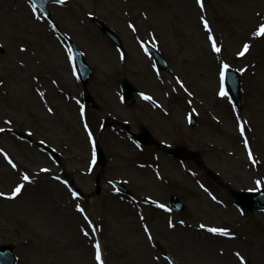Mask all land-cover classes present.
Returning a JSON list of instances; mask_svg holds the SVG:
<instances>
[{"label": "rangeland", "instance_id": "374dc122", "mask_svg": "<svg viewBox=\"0 0 264 264\" xmlns=\"http://www.w3.org/2000/svg\"><path fill=\"white\" fill-rule=\"evenodd\" d=\"M51 9L60 29L37 21L35 15L41 14L33 13L28 0H0V128L9 129L0 135V192L10 193L25 171L32 177L15 199L0 197V246L16 243L15 264H97L93 239L101 243L105 264H170L155 248L157 242L178 264H241L237 251L245 262L264 264V211H240L230 193L264 186V36H252L264 23V0L205 3L203 14L222 45L219 59L199 22L202 10L196 0H65ZM89 13L121 36L127 52L123 60ZM65 35L93 69L88 87L96 107L84 101ZM146 42L161 50L171 73L158 71L144 50ZM244 43L251 47L241 57L237 53ZM221 59L232 69L247 68L239 71L241 110L230 95L217 93L221 87L227 91L218 76ZM123 77L152 96L154 104L137 96L135 105L127 106ZM177 77L192 96L180 88ZM241 121L246 122L243 135ZM142 127L162 142L161 149L134 140L129 132ZM93 139L105 154L103 164L92 163ZM177 145L191 149L193 159L171 158L166 151ZM47 147L56 151L54 156ZM110 179L125 183L132 194L117 193ZM52 182L64 188V201L55 197ZM96 182L100 195H95ZM70 188L80 193L79 199L71 197ZM171 195L185 203L183 211L157 206L170 208ZM75 204L96 226L88 238L81 229L89 226ZM201 223L228 227L235 238L208 233L199 228Z\"/></svg>", "mask_w": 264, "mask_h": 264}, {"label": "snow or ice", "instance_id": "6c2138e0", "mask_svg": "<svg viewBox=\"0 0 264 264\" xmlns=\"http://www.w3.org/2000/svg\"><path fill=\"white\" fill-rule=\"evenodd\" d=\"M56 3L60 4V5H64L65 4V0H56ZM31 4H32V11L33 13H36V4H35V0H31ZM196 4L199 6V8L202 10L201 15L199 17L200 22L202 24L203 29L208 33L207 35V39L210 42V49L211 52L215 54V56L219 59L222 55V45L219 43V41L217 40L216 36L213 34V28L209 22V20L205 17V15L203 14V9L205 7V0H196ZM89 15H91V13H89ZM145 18H147V14L145 13ZM35 19L37 21L40 20H47L46 16H42V15H35ZM129 28H131V30L133 32L137 31V26L131 22H129ZM53 28L56 27L55 24L52 25ZM253 36L256 37H262L264 36V23L259 24L258 28L253 31L252 33ZM251 45L249 43H244L242 46V50L239 51L237 53V55L243 57L246 53L249 52ZM21 51H27V49H25L23 46H21L20 48ZM125 58V54L123 52L120 53V59L123 60ZM21 65H23V62H21ZM230 64L227 63L224 60H220V63L218 65V76L221 82H223L226 78V75L228 73V71L230 70ZM237 71L240 72H244L247 71V68H241V69H237ZM177 82L180 86V88L188 94V96H192L193 93L190 92L188 90V88L184 85V82L181 81L178 77H177ZM53 83H55V81H53ZM0 84H3V81L0 80ZM36 91L39 93V95L41 97H44L45 93L43 91H41L40 89H36ZM218 95L220 97H227L229 95V93L223 88L221 87L220 90L218 91ZM141 96L143 97V99L145 100H153V97L150 95H146L144 93H141ZM46 103V101H45ZM189 104L192 103L191 100L188 101ZM159 107H162V105H157ZM81 114H83L84 112V108L83 106H81ZM47 111L49 113L53 112V109L51 107H49L47 109ZM193 111H195V109H193ZM239 119V116H238ZM189 122H191V114H189ZM8 124H11L12 121L9 120L7 121ZM85 130L87 131V134L89 137H92V131L89 129L87 123L84 124ZM245 128H246V122L241 121L239 124V130L241 132V134L243 135L245 133ZM6 131V129L4 128H0V132H4ZM244 145L247 149L248 152V156L249 158L252 160V163L255 164L257 163V161L253 158V152L252 149L250 147L249 144V140L248 138L245 136L244 137ZM92 144H93V149H95V140H92ZM0 151H3L2 149H0ZM7 157V153L4 154ZM95 151L93 152V160L92 163L95 164ZM8 163L11 165V167L13 169L17 168L16 163H14L11 158H8ZM42 171H48V169H42ZM56 179H59V177H56ZM25 183L31 184L32 183V177L29 175V173L27 171H25L22 175V177L20 178V182L17 183V185L12 189V191L10 193H5V192H0V197H7L9 199H15L16 197H18L22 191L25 189ZM64 183L67 185L68 181H64ZM256 183L259 185L261 184L260 180H257ZM201 187H203V185H201ZM70 195L72 198L74 199H79L80 193L72 190L70 188ZM213 200H216V197L213 196L212 197ZM152 203H156V201H152ZM159 208L164 209L165 211H171L170 208H167V206L165 204H158L157 205ZM75 210L79 213H81L83 215V218L85 221H87V224L89 226L88 229H81L82 235L85 238H88L90 233H94L96 231V226L93 224V221L89 218V215L85 212V209L80 205V204H75ZM141 219H144L143 216L140 217ZM181 224L184 223V221H180ZM169 228L174 229L176 227V225L172 222L169 221L168 223ZM144 231L147 234V238L148 240H152V234L148 228V226L145 224L143 225ZM199 228L204 229L206 232L211 233L215 236H223V237H231V238H235V233H233L231 231L230 228L228 227H212V226H208L206 224L201 223L199 225ZM93 247H94V259L95 261H97V264H105V259L103 257V253H102V248H101V243L98 239H93ZM235 256L241 261V264H246V262L244 261V257L241 255V253L239 251H237L235 253Z\"/></svg>", "mask_w": 264, "mask_h": 264}, {"label": "water", "instance_id": "95a60500", "mask_svg": "<svg viewBox=\"0 0 264 264\" xmlns=\"http://www.w3.org/2000/svg\"><path fill=\"white\" fill-rule=\"evenodd\" d=\"M51 0H35V4L45 13V15L50 18V11L47 9V3ZM209 1V0H206ZM113 41L117 44H120L121 41L119 37L110 30L104 22L99 19H92ZM155 56L156 62L162 68L168 69L165 61L162 59L160 54L150 49ZM74 56L76 58L77 66L82 76V81L86 89L87 82L89 80L91 69L86 64L83 56L74 48ZM124 90H125V98L128 103L133 104V91L135 88L129 83L128 80H124L123 82ZM228 86L229 90L233 96L234 101L240 107L241 106V97H240V88H239V75L237 72L229 70L228 71ZM86 99L88 102H92V97L89 93H86ZM194 122V119L193 121ZM140 140L147 143H154L155 141L151 137L148 131L143 130L141 135L137 136ZM99 152V160L103 162L104 156L100 148H98ZM181 152L182 154L188 153L186 150L178 147L172 150L173 155H178ZM122 190H126L124 187H120ZM97 192H100V188H98ZM232 195L234 201L238 207L241 209H247L249 212H252L255 208L264 209V189L261 191H232ZM172 205L175 210H179L184 208L185 206L180 202L179 198L176 196H172ZM13 245L6 246L0 248V264H13L14 263V255H13ZM157 247H161L160 244ZM165 256L171 261L172 264H176L175 260L167 253L164 252ZM248 264H251L250 262Z\"/></svg>", "mask_w": 264, "mask_h": 264}, {"label": "bare ground", "instance_id": "6f19581e", "mask_svg": "<svg viewBox=\"0 0 264 264\" xmlns=\"http://www.w3.org/2000/svg\"><path fill=\"white\" fill-rule=\"evenodd\" d=\"M200 17V16H199ZM199 22H200V19H199ZM201 23V22H200ZM253 36V35H252ZM217 93H218V89H217ZM62 94H64L63 92H62ZM61 94V95H62ZM66 101L68 102V99H66ZM52 180H59V179H56V177H53L52 176ZM62 184V183H61ZM50 189L51 190H54V192H56V190H57V194L55 195V197H59V198H61L60 199V201H64L63 200V197H64V193H65V191H64V188L61 186V185H57V184H55L54 182H52L51 184H50ZM58 199V198H57ZM59 200V199H58Z\"/></svg>", "mask_w": 264, "mask_h": 264}]
</instances>
